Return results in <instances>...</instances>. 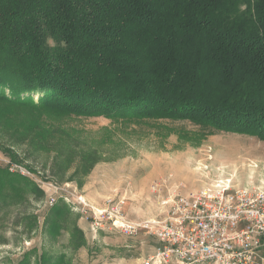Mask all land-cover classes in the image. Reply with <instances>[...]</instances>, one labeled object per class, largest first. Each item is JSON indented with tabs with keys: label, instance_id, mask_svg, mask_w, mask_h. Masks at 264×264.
<instances>
[{
	"label": "trees",
	"instance_id": "trees-1",
	"mask_svg": "<svg viewBox=\"0 0 264 264\" xmlns=\"http://www.w3.org/2000/svg\"><path fill=\"white\" fill-rule=\"evenodd\" d=\"M0 107L19 112L0 111V151L16 160L8 150L22 149L20 163L57 185L80 187L101 158L74 130L37 123L50 113L184 121L264 142V0H0ZM17 175L3 176L0 208L43 200ZM44 207L51 239L36 264H73L67 253L86 247L80 214L62 199ZM18 219L28 239L36 217ZM60 231L71 252L45 248Z\"/></svg>",
	"mask_w": 264,
	"mask_h": 264
},
{
	"label": "rangeland",
	"instance_id": "rangeland-1",
	"mask_svg": "<svg viewBox=\"0 0 264 264\" xmlns=\"http://www.w3.org/2000/svg\"><path fill=\"white\" fill-rule=\"evenodd\" d=\"M0 111L9 112L13 118L19 114L1 107ZM37 123H49L56 130L61 127L67 128V131L74 130L79 142L87 143L92 149L99 151L101 158V162L93 167L80 187L74 182H65L58 185L60 190L55 194L46 192L54 197L55 203L60 198L64 200L67 197L63 202L71 208L70 202L81 199L88 209L103 212L107 205L114 204L120 210L117 213L110 212L109 209L112 219H121L124 224L137 228L133 236H124L118 230H108L105 227L93 231L89 223L90 232L95 235L91 242L95 244L101 233L103 237L99 241L102 249L91 245L95 252L97 249L102 254L125 252L124 250L141 252L143 262L158 246L154 247L158 241L148 233L151 222H168L161 200L178 190L184 193L198 191L220 182H228L233 188L264 189V142L256 137L219 131L208 133L184 121L123 123L103 117L69 120L50 113L46 117H40ZM21 151L22 149L17 148L8 150L16 160L0 151V182L5 180L3 176H7V173L20 175L16 177L18 180L24 177L19 172L10 170L13 165L25 168L20 163L25 157ZM26 164L40 173L34 174L25 168L31 174L25 178L37 187L40 188L41 183L52 182L44 178L47 173L39 171V167L35 168L36 163ZM27 200L32 202L29 205H15L6 201L10 203L0 208V264H17L24 252L32 248L36 249L32 259L36 264L39 252L44 250L43 240L51 239L44 238L42 234L43 215L46 210L45 193L42 201L34 202L32 197ZM97 212L96 215L100 217ZM22 214L36 217L37 230L28 234V239L25 235L28 226L23 229L17 223ZM81 219L90 222L84 216ZM79 222L80 217L76 225L81 229L83 226ZM67 233L60 231L56 236V243L45 245V248L50 252H71L66 247L69 239ZM136 238L142 239V242L147 241V244L144 242L143 249L136 247ZM125 244H133V247L125 249ZM79 252L84 253H75L73 264L87 263L86 251ZM90 264L95 263L91 261Z\"/></svg>",
	"mask_w": 264,
	"mask_h": 264
},
{
	"label": "built area",
	"instance_id": "built-area-1",
	"mask_svg": "<svg viewBox=\"0 0 264 264\" xmlns=\"http://www.w3.org/2000/svg\"><path fill=\"white\" fill-rule=\"evenodd\" d=\"M10 170L31 176L21 166L13 165ZM41 185L45 206H53L55 199L46 192L55 194L60 186L53 182ZM252 188L220 182L198 191L168 194L161 200L168 222H151L148 233L158 246L142 264H264V189ZM70 204L75 213L90 219L93 231L105 227L124 236L137 232L121 219H112L109 209L120 210L114 204L107 205L104 212L88 209L81 199Z\"/></svg>",
	"mask_w": 264,
	"mask_h": 264
},
{
	"label": "crops",
	"instance_id": "crops-1",
	"mask_svg": "<svg viewBox=\"0 0 264 264\" xmlns=\"http://www.w3.org/2000/svg\"><path fill=\"white\" fill-rule=\"evenodd\" d=\"M59 199V198H58ZM62 199V198H60ZM63 200V199H62ZM64 201V200H63ZM82 220V221H81ZM83 228L81 227V230L83 231L84 235H85V239H86V247H83L81 249H78L77 251L73 252V253H67V256L69 257V259H71L72 263L73 262V257H76L75 253H78L79 255H82V253L84 252H79V251H86V261L87 263L85 264H90L91 261L94 262L95 264H142V259L143 256H140L141 252H128V250H124L125 252H109L108 254H102L103 252H95L93 250V247H91V245H94L95 247H99L100 249H102V246L99 244V241L103 238L102 237V233L98 236V239L96 240L95 244H93V242H91L92 239H94L95 235H92V233L90 232V222L87 223V221L85 222L83 219H81L80 216V222H79ZM102 230V229H101ZM99 230V231H101ZM142 239H135V244L136 247H144L145 244H147V241L144 240V242L141 241ZM91 242V243H90ZM90 244V245H89ZM158 244H156L155 242V246L156 247ZM125 249H130L131 247H133V244H125L124 245ZM153 247V248H154ZM140 249V250H142ZM101 255H103V258H100ZM108 255V256H106ZM106 257V258H105ZM99 259V260H98ZM82 263V261H81Z\"/></svg>",
	"mask_w": 264,
	"mask_h": 264
}]
</instances>
